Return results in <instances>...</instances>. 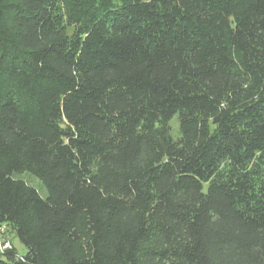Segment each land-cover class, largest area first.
Wrapping results in <instances>:
<instances>
[{
  "label": "trees",
  "instance_id": "obj_1",
  "mask_svg": "<svg viewBox=\"0 0 264 264\" xmlns=\"http://www.w3.org/2000/svg\"><path fill=\"white\" fill-rule=\"evenodd\" d=\"M0 226V264H264V0H0Z\"/></svg>",
  "mask_w": 264,
  "mask_h": 264
},
{
  "label": "rangeland",
  "instance_id": "obj_2",
  "mask_svg": "<svg viewBox=\"0 0 264 264\" xmlns=\"http://www.w3.org/2000/svg\"><path fill=\"white\" fill-rule=\"evenodd\" d=\"M145 1H149V0H145ZM170 129H171V134L173 137H176L178 135V122L177 119L174 118L171 122H170ZM22 179L27 181L30 185L38 188L40 191H42V189L40 188L39 185V181H37L36 179L28 176V175H24L22 176ZM43 196L46 194V191L43 189ZM5 239L8 240V242L10 243V245H12V247H14L19 255H23L25 253V248L20 244V242L17 240V238L14 236V234L8 232L6 234L5 231Z\"/></svg>",
  "mask_w": 264,
  "mask_h": 264
},
{
  "label": "built area",
  "instance_id": "obj_3",
  "mask_svg": "<svg viewBox=\"0 0 264 264\" xmlns=\"http://www.w3.org/2000/svg\"><path fill=\"white\" fill-rule=\"evenodd\" d=\"M11 245L8 240L5 239V227L0 226V252L10 249Z\"/></svg>",
  "mask_w": 264,
  "mask_h": 264
}]
</instances>
